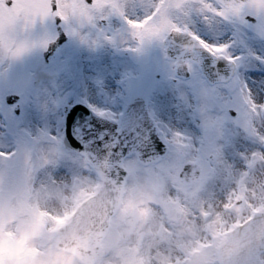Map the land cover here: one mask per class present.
I'll use <instances>...</instances> for the list:
<instances>
[{"label": "rangeland", "instance_id": "obj_1", "mask_svg": "<svg viewBox=\"0 0 264 264\" xmlns=\"http://www.w3.org/2000/svg\"><path fill=\"white\" fill-rule=\"evenodd\" d=\"M71 1L59 0L58 9L71 40L45 65L42 52L56 35L50 0H14L12 8L0 0V264H83L56 248V230L81 199L97 190L100 178L81 155L62 145V107L83 100L113 116L133 88L151 98L170 149L151 166H142L135 156L126 160L131 176L124 201L95 264H181L185 259H192L188 264H216L228 223L264 204V75L255 73L264 72V58L253 55L246 42L251 52L243 62L249 78L240 72L229 83L210 86L194 67L190 80L174 82L168 79L173 65L161 61L163 35L156 29L139 32L138 43L123 46L129 31L123 36L113 28L88 33L83 0H76V10ZM14 35L23 39L14 41ZM153 45L154 73L142 76L143 57ZM132 61H139L133 66L136 72L130 70ZM53 63L70 68L74 78L66 72L49 76ZM9 93L21 96L20 114L6 102ZM199 96L215 103L216 116L205 107L200 110ZM192 159L203 172L187 186L179 172ZM234 199H240L237 205L224 210ZM211 233L220 238L212 240ZM196 246H202L201 252L188 255Z\"/></svg>", "mask_w": 264, "mask_h": 264}, {"label": "water", "instance_id": "obj_2", "mask_svg": "<svg viewBox=\"0 0 264 264\" xmlns=\"http://www.w3.org/2000/svg\"><path fill=\"white\" fill-rule=\"evenodd\" d=\"M63 32L61 31V35ZM59 39L57 42H54L51 45V50L56 48V45L60 43ZM188 41V43H186ZM193 39L189 34L178 33L175 37H169L166 41L167 51L170 56H174L177 58V67L182 70L185 67V60L187 58H191L196 61L201 70L207 75L210 81H214L217 79H227L226 75H230L233 72V64L229 63L228 70L229 73L224 74L223 64L224 61L221 57L213 56L208 50H206L200 43L192 42ZM213 67V68H210ZM144 109L145 105L143 106ZM143 107H137L132 105L127 112V116L130 117L127 119L125 117L122 122L128 127L134 125L137 129L140 130L139 142L124 144L120 142H116L113 147H117L114 153L120 155L121 148H129L132 147L133 150L139 152L141 158L147 161L149 159L157 160L160 157V153L163 150V147L160 145L159 141H155L154 135L151 138L152 145H150V141L145 139L147 134L145 128H149V124L145 123L144 118L146 119L145 111ZM75 109L80 110L78 107ZM142 118V119H139ZM145 127V128H144ZM123 133L116 134L113 136L116 140L123 141L126 139L125 136H122ZM67 142L66 146L69 145V139L65 138ZM159 140V139H158ZM149 143V146H148ZM72 147H75V144H70ZM156 149H153L155 148ZM82 150V149H81ZM88 156H93L90 151H88ZM118 169V168H117ZM119 171V169H118ZM106 174H109L106 172ZM107 192L102 194V196H97L89 201H86L85 204L88 207L96 208L97 213L101 215L106 211L105 216L108 214V221L114 209L109 208V204L103 205V200L106 198ZM98 215L95 218L89 220L88 214L85 213L84 210L79 209L77 215L75 216L76 223H71L64 228L59 230V247H64L75 252L79 257L82 258L85 262L92 264L95 262L98 254L99 244L95 241L100 239L103 234H105V230L107 228V224L104 229L101 230L100 226L106 222V219L101 220ZM223 246L220 248L219 252V261L221 264H260V252L264 251V212L259 213L254 219L249 220L243 226L237 228L233 233H231L230 239L227 240Z\"/></svg>", "mask_w": 264, "mask_h": 264}, {"label": "flooded vegetation", "instance_id": "obj_3", "mask_svg": "<svg viewBox=\"0 0 264 264\" xmlns=\"http://www.w3.org/2000/svg\"><path fill=\"white\" fill-rule=\"evenodd\" d=\"M107 0L92 2L98 9L107 5ZM205 1V2H204ZM115 5L119 13L134 14L138 16L144 14V10L151 13L155 11L157 5L162 6L163 13L169 16L168 26L197 27L204 33L205 28L212 30L210 36L206 35L213 44H220L227 40L228 31H235L241 34L243 31L252 32L259 35L263 30L264 0H247L242 4L232 7L230 16L221 18V11L228 12L227 8L221 7L214 0H115ZM215 6L211 9V17H208L206 8ZM106 9V8H105ZM141 16V18H142ZM170 17H175L170 19ZM135 20H139L136 18ZM223 33H220V32Z\"/></svg>", "mask_w": 264, "mask_h": 264}, {"label": "snow or ice", "instance_id": "obj_4", "mask_svg": "<svg viewBox=\"0 0 264 264\" xmlns=\"http://www.w3.org/2000/svg\"><path fill=\"white\" fill-rule=\"evenodd\" d=\"M52 61V58L49 56V57H46V63H50ZM62 72H66L69 76V78H74V74L72 73L71 69L70 68H66V67H61V66H57L55 65L54 63L52 64V66L47 70V74L51 77H58ZM19 102V98L16 97V96H9L8 99H7V103L10 105V106H15L16 104H18ZM72 110V114L71 116H67L66 118L68 119L69 121V124L71 123V120L72 119H75V117L77 116L79 110L75 109V107L73 106L71 108ZM15 111L17 113H19L21 111L20 108H15ZM68 139L71 140L72 137L71 135L68 136ZM75 143V141H73V144Z\"/></svg>", "mask_w": 264, "mask_h": 264}, {"label": "bare ground", "instance_id": "obj_5", "mask_svg": "<svg viewBox=\"0 0 264 264\" xmlns=\"http://www.w3.org/2000/svg\"><path fill=\"white\" fill-rule=\"evenodd\" d=\"M165 101H166V98H165ZM167 103H168V102H167ZM165 105H166L168 108L171 107L170 103L165 104ZM173 113H174V112H173ZM173 121H174V122H177V121H178V117H177V115H176L175 113H174ZM174 122H173V123H174ZM229 155H232V153L229 154ZM227 160H230V159H229V156L227 157ZM227 163H228V162H227ZM227 168H229V167H227ZM227 168H226V169H227ZM259 171H261V173H262L263 170H259ZM261 173H260V174H261Z\"/></svg>", "mask_w": 264, "mask_h": 264}]
</instances>
